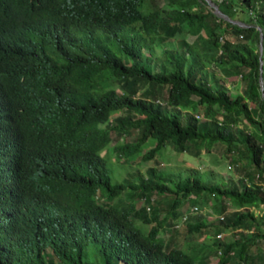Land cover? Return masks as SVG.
<instances>
[{"label":"trees","instance_id":"trees-1","mask_svg":"<svg viewBox=\"0 0 264 264\" xmlns=\"http://www.w3.org/2000/svg\"><path fill=\"white\" fill-rule=\"evenodd\" d=\"M212 1L230 20L205 0H0V264H210L166 248V222L211 237L216 264H264V218L249 209L264 207V0ZM113 138L135 161L221 144L242 175L172 180L156 158L114 182L101 154ZM155 193L170 195L165 215ZM191 196L217 199L222 218L180 222Z\"/></svg>","mask_w":264,"mask_h":264},{"label":"rangeland","instance_id":"rangeland-1","mask_svg":"<svg viewBox=\"0 0 264 264\" xmlns=\"http://www.w3.org/2000/svg\"><path fill=\"white\" fill-rule=\"evenodd\" d=\"M147 4L153 5V0H147ZM182 36V34L176 35V37L172 38L170 41L159 44L153 56L160 57L164 48H176L177 40ZM210 71H213L211 73L214 74L215 70ZM214 75L218 77L217 74ZM225 85L231 94H240L242 84L238 78H227L225 80ZM114 87L119 89L117 84H114ZM160 100L162 101L163 99ZM156 104L161 105L160 103ZM169 113H174V110L169 108ZM101 126H103V124ZM136 133V131H133L129 135L124 134V136L119 139L118 143L132 141L135 138ZM112 135L114 136L113 133ZM114 142L113 138L111 145H109L106 150L101 153L102 155L104 154L107 156H105L106 165L109 168L112 181L114 182L122 181V179L126 177L138 178L141 174L145 175L147 167L154 165L153 160L156 158L161 161L158 165H156V170L167 173L172 177V180H178L180 177L183 178L185 175L192 174L199 175L208 180L220 181L223 179L224 182H227L228 179L238 180V176L242 175L236 167L230 163L229 158L223 152V145L221 144L213 146L209 152H206L203 149L198 156H194L187 152H177L172 143H169L162 148V150L157 152L151 160L144 161L139 157L140 160L137 159V161H135L136 159H118L116 153L112 150ZM154 144V138L150 137L143 145V151L152 148ZM229 165L231 166L230 168L228 167ZM152 197L155 199L152 205L156 204L158 201L160 216L165 215L167 211L166 201L170 195L163 196L160 193H155ZM121 199H123V201H128V197L125 196V194H122L121 196L112 199L110 203L114 206H119L118 203H120ZM189 202H193V204L197 203V206L200 208V212L191 214L188 221L192 219V222H200L201 217H203L207 222L212 221L217 223L219 216L218 208L220 204L217 199L213 197L206 199L203 198V196H191ZM193 204L191 203V205ZM136 205H143L142 200L137 201ZM249 209L257 218H264L263 205L259 208L250 207ZM185 224L186 223H183L180 229L175 230L172 226H170L171 224L166 222L159 232L160 241H162L167 248L168 245H170V241L173 239V244L171 246H176L184 252L189 253L194 257L196 262H198L201 258L203 259L207 257L210 260V264H216L217 256L213 253V248H210V243L212 241L211 237H207L205 234L198 236L197 231L192 233L186 232ZM134 225L144 234L151 226L150 224H144L139 220H134ZM226 235L227 233H223V236Z\"/></svg>","mask_w":264,"mask_h":264},{"label":"water","instance_id":"water-1","mask_svg":"<svg viewBox=\"0 0 264 264\" xmlns=\"http://www.w3.org/2000/svg\"><path fill=\"white\" fill-rule=\"evenodd\" d=\"M205 2L212 8L213 12L223 18H226L228 20H230L229 18H227V16H225L223 13H221V11L219 10L218 6L212 1V0H205ZM234 23H237L241 26H243L242 23L240 22H237V21H232ZM259 38H260V41H259V52H260V64L262 65L263 61L261 59V54H262V48H263V45H262V40H263V34L262 32L260 31L259 32ZM260 90H261V95L264 97V92H263V80H260Z\"/></svg>","mask_w":264,"mask_h":264},{"label":"built area","instance_id":"built-area-1","mask_svg":"<svg viewBox=\"0 0 264 264\" xmlns=\"http://www.w3.org/2000/svg\"><path fill=\"white\" fill-rule=\"evenodd\" d=\"M158 103H162L160 100H157ZM230 168V165L228 166ZM200 211L199 207L197 205L194 206H190L187 208V210L183 213V215L181 216V220L180 222H184L186 220V218L188 216H190L191 214H195L198 213ZM218 218H222V217H218ZM264 221V220H263ZM180 225V223H176L174 226L176 228H178ZM221 235V234H220ZM220 235H217V237H220Z\"/></svg>","mask_w":264,"mask_h":264},{"label":"clouds","instance_id":"clouds-1","mask_svg":"<svg viewBox=\"0 0 264 264\" xmlns=\"http://www.w3.org/2000/svg\"><path fill=\"white\" fill-rule=\"evenodd\" d=\"M160 101H161V100H160ZM161 102H162V101H161ZM160 104H162V103H160ZM175 222H176V220H175ZM175 222H174V223H175Z\"/></svg>","mask_w":264,"mask_h":264}]
</instances>
